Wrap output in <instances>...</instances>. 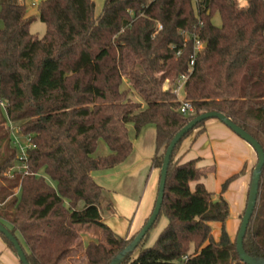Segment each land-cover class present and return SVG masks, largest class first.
Returning a JSON list of instances; mask_svg holds the SVG:
<instances>
[{"label":"trees","instance_id":"obj_1","mask_svg":"<svg viewBox=\"0 0 264 264\" xmlns=\"http://www.w3.org/2000/svg\"><path fill=\"white\" fill-rule=\"evenodd\" d=\"M22 1L0 0V224L28 264H63L78 251L84 264H110L138 234L125 240L102 221L104 189L92 178L128 159L129 126L136 136L155 128L157 186L170 141L201 114L224 115L264 151V0H245L243 8L237 0H105L99 16L92 0H44L37 4L41 38L30 33L35 18ZM193 39L206 48L184 86L194 113L184 117L163 87L187 73ZM7 120L21 142L30 140L26 175L13 170L21 162ZM204 123L171 155L158 216L166 227L151 247L147 233L122 264H243L225 230L228 203L212 199L195 161H175L181 142ZM98 142L106 156H96ZM211 223L221 224L218 242ZM92 228L101 239L84 247L81 231ZM243 249L264 259V168Z\"/></svg>","mask_w":264,"mask_h":264},{"label":"crops","instance_id":"obj_2","mask_svg":"<svg viewBox=\"0 0 264 264\" xmlns=\"http://www.w3.org/2000/svg\"><path fill=\"white\" fill-rule=\"evenodd\" d=\"M22 3L24 4V0ZM202 129L201 133L197 134L198 130H196L181 142L175 161L179 164L195 161L197 168L207 172L202 183L214 201L222 196L228 203L229 216L225 223V230H227L230 239L233 240L234 237L236 238L240 225L239 217L246 205L251 174L256 165V155L246 142L217 120L206 121ZM128 135L133 145L132 153L128 159L112 170L92 173V178L104 190L114 188L120 190L123 196L136 200V186L142 184L140 179L142 180L143 176L147 174L145 184L152 181L153 186H156L157 194V175L151 167V159L155 150V128L153 126L144 127L136 136L133 127L129 126ZM97 148L96 156H106L109 153L103 142H98ZM234 176L235 179L228 184L225 192L221 194L224 183ZM154 203L155 200L151 205V210H153ZM119 204L128 209L129 214L133 212L135 202H119ZM150 204L151 202H145V207L137 219L132 218L126 231L124 230L122 234L118 233L121 232L120 225L123 219L130 216L129 214H124V212H121L122 215L111 213L110 218H108L103 215V211L100 209L101 219L116 234L128 239L144 226L147 220L145 216L149 212V208H146ZM210 227L213 241L218 242L221 224L211 223ZM81 239L84 247L90 241V238L85 236H82ZM2 257L6 260V264H19L17 257L0 238V260ZM0 264L2 263L0 262Z\"/></svg>","mask_w":264,"mask_h":264},{"label":"water","instance_id":"obj_3","mask_svg":"<svg viewBox=\"0 0 264 264\" xmlns=\"http://www.w3.org/2000/svg\"><path fill=\"white\" fill-rule=\"evenodd\" d=\"M203 48H206V44L203 45ZM212 119L222 123L228 129H230L236 136L246 142L253 149L256 155V165L251 174L246 205L235 238V247L239 260L243 264H264V259L250 257L245 253L243 249V239L257 207L261 174L264 168V151L262 147L258 144V142H256L250 135H248L238 126L234 125L224 115L219 114L217 112H209L195 117L194 119L189 121V123L185 127H183L178 133H176V135L172 138L163 156L162 166L159 173V182L157 187L156 199L151 215L149 216L142 229L133 238L131 243L119 254H117L115 258L110 262V264H122L135 251V249L144 239L146 234L155 224L161 210L164 197L167 169L175 147L179 144L183 137L190 131H192L198 124ZM0 234L3 235L13 246L19 263L28 264L19 242L2 224H0Z\"/></svg>","mask_w":264,"mask_h":264},{"label":"rangeland","instance_id":"obj_4","mask_svg":"<svg viewBox=\"0 0 264 264\" xmlns=\"http://www.w3.org/2000/svg\"><path fill=\"white\" fill-rule=\"evenodd\" d=\"M41 1H44V0H24V4H25L26 10H27V14L29 16H32L33 18H35V20L30 25L29 31L31 34L36 35L39 38L43 37V35L45 33V25L39 21L38 11H37V4ZM92 1L94 3V6H95L94 7V15L99 16L102 12L105 0H92ZM237 6L239 8L245 7V0H237ZM211 22L216 27L220 26V18L218 16V14H214V16L211 19ZM1 27H2V23L0 22V29H1ZM166 84H167V82H165L164 86ZM163 89H164V87H163ZM133 100L139 101V99L136 96H134ZM99 146H100V148H102L101 145H99ZM146 175L143 176L142 180L140 179V181H142V184L136 186V189H135L136 194H137L136 200H133V199L127 198L126 196H123L121 194L120 190H116L114 188L104 190L103 199H102L100 209L103 211V215H105V217L110 218L111 213H116L117 215H122L121 212L122 213L124 212V214L125 213L129 214V210L126 209L125 207H122L121 204H119V202H135L133 212L131 214H129L130 216L128 218L123 219L122 224L120 225L121 232H118L119 234H122V232L124 230L126 231V228L129 225L132 218L135 217L134 220L137 219L138 215L141 213L142 209H144V207H145V202H151L150 206L146 208V209L149 208V212L146 214L145 217L148 219L149 216L151 215V212H152V210H151L152 206L151 205H153V202L156 199V196H155L156 186L155 187L153 186L152 181L145 184ZM135 185H136V182H135ZM243 212H242V214H243ZM242 214L239 217V224L241 222ZM166 225H167V219L164 217V215H160V217L158 218L155 225L148 232V235H147L146 241H145V247H151L155 243L157 237L162 232V230L166 227ZM117 230L120 231L119 228H117ZM82 236L89 237L90 239L91 238L101 239V233L96 228H92L91 230H82L81 231V237ZM134 236H131V238H128L125 240H130ZM232 241H235V237ZM82 246H83V243H82ZM0 262L2 264H6V260L4 259V257L1 258ZM63 264H84L83 256L81 255L80 251H78L71 259L64 262Z\"/></svg>","mask_w":264,"mask_h":264},{"label":"built area","instance_id":"obj_5","mask_svg":"<svg viewBox=\"0 0 264 264\" xmlns=\"http://www.w3.org/2000/svg\"><path fill=\"white\" fill-rule=\"evenodd\" d=\"M203 43L199 41L198 39H193V56L191 57V60L189 62V67L187 73L181 75L178 80L174 84H166L164 86V90H169L171 94H173L176 98V100L179 102L180 107H179V112L182 116L184 117H192L193 116V108L191 104L184 99V86L185 83L189 77V73L191 72L193 68V60L194 56L198 53H200L204 48H203ZM179 52L176 54L179 56ZM0 111L5 114V105L4 102L0 100ZM6 127H8L12 131V139H13V144L17 147L18 153H19V160L21 162L20 165H17L13 170L26 175L27 174V169L26 166L24 165L25 159H26V151L30 149L32 146L30 144L29 138H26L23 142L20 141V139L16 136V130H14L10 124V122L7 120Z\"/></svg>","mask_w":264,"mask_h":264}]
</instances>
